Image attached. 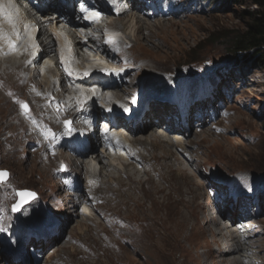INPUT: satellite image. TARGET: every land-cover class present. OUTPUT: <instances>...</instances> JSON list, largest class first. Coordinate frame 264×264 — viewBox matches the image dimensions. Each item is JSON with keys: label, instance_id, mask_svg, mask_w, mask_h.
I'll use <instances>...</instances> for the list:
<instances>
[{"label": "rangeland", "instance_id": "obj_1", "mask_svg": "<svg viewBox=\"0 0 264 264\" xmlns=\"http://www.w3.org/2000/svg\"><path fill=\"white\" fill-rule=\"evenodd\" d=\"M18 3L20 9L28 6ZM168 3L165 13L169 15L162 18H148L150 10H145L144 3L140 10L145 15L134 7L118 17L106 15L107 24L102 23L99 32L116 33L122 41L110 51L98 38L114 57L110 67L125 72V82L107 94L111 104L118 105L111 92L121 100L136 93L147 95L166 77L167 86L198 78L200 90L195 92L208 97L200 110L191 113L201 115L202 128L190 124V132L187 128L171 137L163 128L170 130L168 110L172 108L162 105L154 107L146 126L133 133L122 131L140 159L138 165L124 166L134 172L130 180L101 164L77 167L75 161L84 159L83 154L73 156L56 140L55 132L67 134L80 122L64 117L54 106H49L51 116V99L62 102L68 95L48 93V85L43 88L39 77L33 79L29 71L37 72L48 58L54 65L52 52L37 58L44 46L36 39L39 47L23 43L16 58L3 59L5 46H1L0 171L8 175L0 182V264H15L7 252L16 248L27 255L24 264H264V196L255 213L242 211L249 215L250 225L238 233V245L233 234L226 232L228 222L221 223L223 212L215 215L207 194V188L219 185V180L264 186V63L234 54L229 44L245 29L256 7L250 0ZM28 9L38 19L34 8ZM62 28L68 32L66 25ZM93 33L96 38L98 32ZM52 46L56 47L55 42ZM84 54L95 58L93 51ZM75 66L83 68L79 61ZM63 69L67 71L58 65L52 77L58 81ZM95 105L106 104L98 99ZM214 111L212 119L209 113ZM65 121L71 130L65 128ZM153 134L155 143L149 139ZM49 146H55L53 152ZM97 149L102 153L100 145ZM89 151L93 152L91 146L85 152ZM117 161L119 168L129 165ZM65 176L75 179L76 189L61 182ZM22 190L35 193L36 199L22 213H14L16 193ZM215 223L222 225L217 228Z\"/></svg>", "mask_w": 264, "mask_h": 264}, {"label": "bare ground", "instance_id": "obj_2", "mask_svg": "<svg viewBox=\"0 0 264 264\" xmlns=\"http://www.w3.org/2000/svg\"><path fill=\"white\" fill-rule=\"evenodd\" d=\"M48 3L50 4L52 2L50 0H48V2L47 1L42 2V4L44 5L43 7H46L45 9H48L49 12L51 13L42 14V13H45L47 10L44 12L36 11V9L34 8L36 12L35 15H39L37 17L38 19H36L34 15L30 14L29 12L30 10L28 9L29 6H26L24 9H20V7H18L19 3L17 0H0V48L1 46H5V49L3 51L1 50L2 51L1 54L3 52L5 54L4 58L2 57L3 55L1 54H0V58H3V59H8L10 57L16 58L17 57L16 51H18L20 47L24 48V46H22L23 43H25L28 47L37 48L39 46L36 42V39H39V44H42L44 46V49L42 50V52H39V54L37 52L38 54L37 58L41 57L44 53L52 52L56 61H55V64L53 65L52 60L48 58L46 59V62H44L42 66L38 69L37 72L33 69H30L29 71L33 74L32 76L33 79L39 77L40 82L42 83L40 84L43 86V88L45 85H48V90H49L48 93L50 94L52 93V91H54L56 94H59V95H64L65 92L68 95L67 99L65 101H62L63 103L54 101L55 98L51 99L52 102L48 101L49 102V104L47 103L48 110H49L48 113L51 114L50 108L54 106L53 108L57 107V109H59V113L61 115L63 114L64 117L70 118L71 116L73 120L78 119V122L81 123V124L79 123L78 125L73 124L72 130L68 131L67 134L62 133V132L61 133L55 132V136L57 137L56 140L57 141L60 140L59 144L61 143V147L69 151L73 156L83 154L84 159H82L81 161L80 160L75 161L77 167L85 168V166H89V165H93V166L99 165L100 166L101 164V168L106 169L107 167L114 172H122L123 177L126 180H130L133 178L134 172L132 170L130 171L128 168H125L124 166L131 168L132 163L138 165L140 164V159L137 156H134V158L129 157V154L134 152V149L130 145L129 140L127 138L125 137L123 138L122 136L120 137L121 146H119L116 150H113L112 152H108V154L112 153L111 155H109L111 157H107L106 154L104 153L106 151L104 150H102V153H100L98 149L96 150V147L101 142L99 133L98 135L96 133L94 135H90V132L84 135L78 134L79 136L80 135L82 136L81 138L82 141H79V142L85 143L88 140L90 142L88 149H90V146H91V148H93V152L89 151L88 153H86L85 151H83L84 149L78 152H74L72 147H69L68 144L66 143L68 140L77 141L78 140L77 135L73 134L75 129L85 127V124L87 123L89 124L92 121V118H94L100 112L99 107L95 105V100L99 99L101 104L103 103L106 104L105 108L107 107L114 108L113 103L111 104L112 100H108L109 97L107 96V94L110 91V88L108 85L100 84L99 85L100 87L96 88L95 86H93V82H85V80L86 81H88L89 79L93 80L96 77L95 75L98 74L96 72L97 71L100 72L99 70L100 68H101V72H103L106 70L104 66L105 67L112 66L111 64H113L112 62H113L114 57L111 56V53L104 47V45L98 39V37L94 38L92 34L88 33L87 27H83V24H81L80 21L78 20L76 21L74 19L76 17L74 9L72 10L70 8H67L66 6H61L60 4L54 7L53 5H49ZM59 13L67 16L66 21L64 23L57 17ZM103 18L104 19L102 20V23L105 22L104 24H107L105 17ZM102 23L100 25L93 27L91 31L98 32L99 34L100 28L103 27ZM60 24L61 26L63 25L62 27L66 25V27L68 28L67 29L68 32H65L64 29L60 27ZM56 25H58L59 27L58 26L56 27ZM5 34L8 35L5 38L6 40L1 39V37ZM9 41H11L13 44H17L14 50L9 49L8 47ZM54 42L56 44L55 48H53L52 46V43ZM85 50L93 51V54H95L96 56L94 55L92 57H95V58L91 60L90 55L87 56L84 54ZM56 55L60 56V58L62 59L60 62L57 60ZM77 61H79L81 65H83L82 69H80L79 66H75ZM104 61H106L105 63L107 64L102 63ZM60 64H62L65 69L67 68V73H69L71 76H67L66 71L63 69L62 71L63 73L61 74V77L58 75V81H57L52 76L56 72L55 69H57V66ZM17 68L21 69L20 66H17ZM22 69L26 70V67L24 68L23 66ZM80 71L84 72V74L79 75ZM86 73L88 75H85ZM85 78H88V79H85ZM74 79L76 80L74 81ZM70 82H73V83L71 84ZM68 85H72V87L74 86L76 88L73 89L69 87ZM122 91L123 93H128L125 90H122ZM110 94H111L110 97L113 100H115L118 104H121L123 102L128 103L127 100L125 99L121 100L120 95H118V93L111 92ZM41 97L43 100V98H45V95H42ZM156 106H160V105H158L156 102L154 103V106H151L150 109H152L153 111L155 109L154 107ZM72 109H74V111ZM51 116H53V114H51ZM165 121L160 122V124H162ZM167 122H168V119H167ZM172 123H173V120L171 121V124L170 122L167 123L170 126L169 127L170 131L166 132V134L167 133L170 134L171 132L172 135L170 136L174 138L175 135H178L177 133L179 132H177L178 130L176 131L177 126L173 125ZM138 128L140 127H137V129ZM165 129H168V128H165ZM119 130L124 131V132L132 131L128 128V126H125L122 123V121L118 122V128L116 129L117 135H119L118 134ZM146 136L148 138L149 135H145V137ZM149 139L154 143L156 142V139L154 138V134L151 135ZM65 143L67 145H65ZM154 143H151V144H154ZM165 143L170 144L172 142L169 139L168 140L165 139ZM93 144H95L96 146H94ZM159 144L163 145L164 143L162 144V142H159ZM49 148L51 149L50 151L53 152V150L55 149V146H49ZM156 156L158 155L156 154ZM119 159H122L125 163L129 165H123V167L119 168V165H121L117 161ZM101 170L100 172L102 173ZM250 191H247L246 194H249ZM238 199L244 201L246 205H248L247 195H244V194L242 196L240 195ZM223 202L226 203V205L222 203L225 205L224 207L225 209L223 208L224 210L223 209H222L223 211L221 210V212H223L222 214H220L221 215L220 217L223 218V221L221 223L224 224L226 221L228 222L224 224L226 225V228L228 229V230L226 229L225 230L226 232L229 231L233 234V238L237 240V243L239 245L241 242H240V237L238 236V233L240 232L241 229L247 228L250 225V222L247 221V219H250L248 217L249 215H245L242 212L246 210L247 208L238 209L236 208V205L233 202L232 204H229L228 203L229 201L227 199ZM259 209H260V206L258 207V210ZM215 215H216V212H215ZM225 216L227 217V220H225L226 219ZM228 216L229 217L235 216L237 219L234 218V220L236 221L233 222V219H228L229 218ZM252 217L254 216L252 215ZM213 219L216 221L217 218H213ZM217 221L219 222L218 219ZM221 223L220 224L215 223L214 226H216L217 228H220L222 225ZM229 225H231L233 229H231ZM56 228L57 227H55V229ZM220 235L224 237L222 234ZM16 243H18V241ZM17 254L20 256L19 262L17 264H24L25 263L24 260L27 259V255L23 253L22 251L20 253L17 252ZM222 254H225V250H223ZM23 261L24 263H22Z\"/></svg>", "mask_w": 264, "mask_h": 264}, {"label": "trees", "instance_id": "obj_3", "mask_svg": "<svg viewBox=\"0 0 264 264\" xmlns=\"http://www.w3.org/2000/svg\"><path fill=\"white\" fill-rule=\"evenodd\" d=\"M250 1L256 10L249 13L245 29L236 33L229 44L234 54L264 63V0Z\"/></svg>", "mask_w": 264, "mask_h": 264}, {"label": "snow or ice", "instance_id": "obj_4", "mask_svg": "<svg viewBox=\"0 0 264 264\" xmlns=\"http://www.w3.org/2000/svg\"><path fill=\"white\" fill-rule=\"evenodd\" d=\"M81 11H82V12H89L90 10L84 8L83 6H81ZM99 15H100V14H99L98 12H91V17H92L93 19L98 18ZM85 18H88V17H85ZM8 47H9V49L14 50L15 47H16V45L13 44L11 41H9V43H8ZM85 75H88V74L86 73ZM109 75H110V74H109ZM21 107H22V109H23L25 112L28 111V108H27L26 105H21ZM69 124H70V122L65 121L64 126H65L66 129L71 130V129L69 128ZM105 131H107V129H106ZM49 135H51V133H49ZM45 138H47V137H45ZM62 167H63V166H62ZM7 175H8L7 172L0 171V180H2V179H3L4 177H6ZM18 195L25 196L24 193H18ZM35 199H36V195H35V193H27L26 198L21 199L17 204L13 205V209H12L13 212H14V213H15V212H21V213H22V212H23V211L29 206V204H30L32 201H35ZM0 230H2V229H0Z\"/></svg>", "mask_w": 264, "mask_h": 264}, {"label": "water", "instance_id": "obj_5", "mask_svg": "<svg viewBox=\"0 0 264 264\" xmlns=\"http://www.w3.org/2000/svg\"><path fill=\"white\" fill-rule=\"evenodd\" d=\"M5 179H6V177H4L2 180H0V182L5 181ZM18 193H24L25 196L18 195ZM27 193H33V192L28 191V190L18 191V192H17V196H18V201H17V203H18L21 199L26 198Z\"/></svg>", "mask_w": 264, "mask_h": 264}]
</instances>
